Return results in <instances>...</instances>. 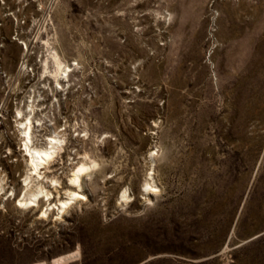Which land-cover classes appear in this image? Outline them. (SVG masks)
I'll return each mask as SVG.
<instances>
[{
  "label": "rangeland",
  "instance_id": "374dc122",
  "mask_svg": "<svg viewBox=\"0 0 264 264\" xmlns=\"http://www.w3.org/2000/svg\"><path fill=\"white\" fill-rule=\"evenodd\" d=\"M0 184V264H264V0H0Z\"/></svg>",
  "mask_w": 264,
  "mask_h": 264
},
{
  "label": "bare ground",
  "instance_id": "6f19581e",
  "mask_svg": "<svg viewBox=\"0 0 264 264\" xmlns=\"http://www.w3.org/2000/svg\"><path fill=\"white\" fill-rule=\"evenodd\" d=\"M20 123L24 124L20 127V129H23V132L25 136L23 137L25 143V148L23 151L25 152L26 160L28 164L32 167L31 170L33 171L32 175L41 176L42 169L45 168V165L49 163V161L54 157V154L57 152L58 142L61 140L57 137H52L51 142L52 144L51 148H37L33 146V138H32V123L29 121L28 123L21 121ZM91 169V166L82 163L78 165L76 172L73 174V178H71V183L73 185H77L80 188L82 187L83 179L82 176L85 173H88V171ZM0 190H1V184H0ZM150 194H153V192L150 190ZM51 192L44 191L43 189L39 191L32 192L29 197L27 198H21L19 199V205L20 206H26V207H36L39 205V201L43 197H47V199L51 198ZM84 199L85 195L82 194L78 190H73L70 193V197L66 199L59 200V203H50L45 211L43 212L45 216L48 215V211L52 210L54 208L59 209L61 212H65L66 209L74 202L75 199Z\"/></svg>",
  "mask_w": 264,
  "mask_h": 264
}]
</instances>
